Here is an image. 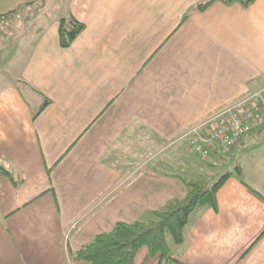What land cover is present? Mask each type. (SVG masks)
I'll return each instance as SVG.
<instances>
[{
	"label": "crops",
	"instance_id": "obj_1",
	"mask_svg": "<svg viewBox=\"0 0 264 264\" xmlns=\"http://www.w3.org/2000/svg\"><path fill=\"white\" fill-rule=\"evenodd\" d=\"M35 1L0 0V16ZM204 1L46 0L0 21V164L17 182L0 176V264H88L70 252L219 161L234 165L217 208L190 217L169 264H264V128L205 164L180 140L264 102V0ZM69 15L85 29L63 49ZM134 264L163 263L141 248Z\"/></svg>",
	"mask_w": 264,
	"mask_h": 264
},
{
	"label": "trees",
	"instance_id": "obj_2",
	"mask_svg": "<svg viewBox=\"0 0 264 264\" xmlns=\"http://www.w3.org/2000/svg\"><path fill=\"white\" fill-rule=\"evenodd\" d=\"M38 1L26 6H33ZM216 1L229 3L233 0H205L193 9L204 11ZM250 1L246 0L244 4L247 5ZM6 15H1L0 21ZM189 15V12L186 13L181 23L185 22ZM84 29V24L71 15L61 18L58 27L60 47L63 49L70 47ZM46 105L47 102L40 107L39 112ZM263 128L264 126L256 130L261 132ZM236 170L239 173V169ZM0 176L7 177L17 184L14 174L1 164ZM230 176L231 173H225L212 185L205 181H183L187 189L184 199L168 202L162 209L150 212L146 220L116 223L111 231L95 236L78 251L70 252V259L88 264H134L139 250L146 248L151 257L160 256L161 263L169 264L173 261L172 246H181L184 243V233L190 217L203 208L216 210V193Z\"/></svg>",
	"mask_w": 264,
	"mask_h": 264
},
{
	"label": "built area",
	"instance_id": "obj_3",
	"mask_svg": "<svg viewBox=\"0 0 264 264\" xmlns=\"http://www.w3.org/2000/svg\"><path fill=\"white\" fill-rule=\"evenodd\" d=\"M264 126V102L254 101L241 111L230 115L206 133L201 126L187 131L180 137L199 157L209 158L211 155H224L236 147L240 140L253 129Z\"/></svg>",
	"mask_w": 264,
	"mask_h": 264
},
{
	"label": "rangeland",
	"instance_id": "obj_4",
	"mask_svg": "<svg viewBox=\"0 0 264 264\" xmlns=\"http://www.w3.org/2000/svg\"><path fill=\"white\" fill-rule=\"evenodd\" d=\"M45 2H46V0H43L42 2H40V0H39L33 6L32 5H30L29 7L24 6V8H21L14 15H10V16L6 15V17L4 19H2L1 22L4 21V22H7V24H14V23H21V22H26V21L29 22L31 19L34 21L36 18L35 15L38 12V10H39V12L40 11L44 12L45 9H43V8L45 5ZM29 4H32V3H29ZM39 8H41V10ZM7 32H8L7 30L0 31V34H4ZM186 158H189L192 160L196 159V162L198 164H202V163L205 164V162L202 161V159L200 157L196 158V156L193 155L192 152L189 153L188 156L186 155ZM221 162L219 161L218 164H214L215 166L211 167V169H205L203 171H201V170L198 171L197 173L194 174L195 175V176H193L194 179L202 180V181H205L206 183H208V185H212L222 175H224L225 173H227L230 170L229 167H233V165H234V164L233 165L231 164L234 162H229L228 164L222 166ZM200 166H202V165H200ZM187 177H189V176H187Z\"/></svg>",
	"mask_w": 264,
	"mask_h": 264
}]
</instances>
